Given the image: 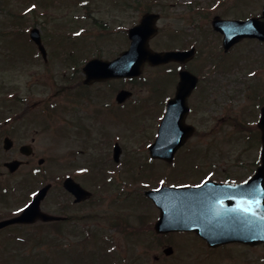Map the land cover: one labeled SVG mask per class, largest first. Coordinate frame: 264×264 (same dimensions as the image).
Listing matches in <instances>:
<instances>
[{"label": "rangeland", "instance_id": "1", "mask_svg": "<svg viewBox=\"0 0 264 264\" xmlns=\"http://www.w3.org/2000/svg\"><path fill=\"white\" fill-rule=\"evenodd\" d=\"M213 1L0 0V97L30 93L33 97L30 102H52L58 97L51 86L54 79H50V75L43 71L42 65L25 61L32 56L26 29L37 22H44L45 27H48L45 31L52 32L64 24L69 25L68 21L63 20L69 18V21L72 20L70 27L77 31L78 40H87L93 45L90 49L113 59L123 48L128 47V28L137 24L150 8L156 12L159 9L164 11V8L167 11L168 18L163 16L158 24L161 27L159 38L164 39L166 26L177 25L176 17L181 18L189 10L206 9V13L209 10L211 15L217 12L212 11ZM225 2L229 4V13L234 17L261 14L264 5V0ZM38 14L41 18L36 19ZM42 16H47V19ZM170 38L169 44L175 41L174 30ZM240 53L245 59L252 56L257 64L258 57L264 56V46L245 43L240 47ZM161 71L147 67L138 80L108 81L105 84L108 90H112L114 97L121 87L136 93L126 108L103 105L102 91L105 87L100 84L88 91L82 89L88 92L82 95L80 101L86 126L84 134L80 135L79 140H70L56 152L57 160L62 161L63 165L58 171L57 180L60 207L51 197L43 203L48 213L54 214L58 209L60 215L71 217V221L62 225L60 240L55 239L54 226L42 223L8 228L0 233V264H264L262 245L244 247L234 244L211 250L192 234H174L170 240L169 237L164 240L157 237L153 228L150 229L157 222L159 212L150 200L143 197V193L163 184L196 182L205 173L203 163L193 155L194 149L181 155L173 167H167L157 160L152 161L148 155L149 143L154 141L157 129L154 89L157 76L165 73ZM162 80H169V76L165 74ZM81 81L83 83V78ZM247 98L246 93H243L240 104L250 110L253 103L251 99L244 102ZM8 108L1 109L0 106V112ZM95 108L96 112L93 110ZM191 141L193 143L195 140ZM116 143L123 149L119 163L112 158ZM245 146L244 142H236L231 146V152L240 154ZM75 150L81 151L78 156L72 154ZM247 153L248 158L252 159L256 149L248 148ZM0 157L3 160L6 158ZM70 175L94 192L90 202L76 206L64 192L60 183ZM21 177L19 174L9 177L7 184L10 187L6 199L0 202V213H17L37 193L39 186L50 181L41 179L29 183ZM33 190L35 192L31 193ZM119 224L125 228L117 229ZM129 226L133 233L128 232ZM137 228L143 230L138 231ZM88 231L93 235L92 240L84 235ZM102 235H106L111 242H101ZM19 237L27 241L17 240ZM58 240L62 246L59 251L55 247ZM170 244L174 254L168 257L163 249ZM155 257L160 258L156 261Z\"/></svg>", "mask_w": 264, "mask_h": 264}, {"label": "flooded vegetation", "instance_id": "2", "mask_svg": "<svg viewBox=\"0 0 264 264\" xmlns=\"http://www.w3.org/2000/svg\"><path fill=\"white\" fill-rule=\"evenodd\" d=\"M225 1H213L212 11L217 10L213 15L209 13V10L206 13V9L195 8V10H189V13L182 15L181 18L176 17L178 24L166 26L164 39L159 38L161 33V27H159L158 33L152 37L151 41L152 48L157 52L184 53L180 61L172 60L168 64L154 67L156 70L165 71L161 76H157L154 89V103L157 108L156 132L162 129L165 133L170 128L181 130L179 124L183 119L184 126L190 130V136L177 150L173 162L194 149L195 159L201 160L205 170L199 178V183L195 185L206 180H212L219 185H240L250 180L254 173L264 165V128L262 125L264 120V56L258 57L256 64L250 55L249 59L247 58L248 61L244 62L247 59L240 53V47L245 43L263 47L264 41L259 38L246 37L234 42L237 40V35L228 32L231 28L224 24L226 22H219V19L245 21V19L256 16L261 21L263 19L258 14L234 17L229 13V4ZM150 12L158 14L159 21L163 19V16L168 18L165 8L164 11L159 9L158 12L150 8ZM42 17L47 19V16ZM68 19L63 20L68 21L69 25L64 24L63 27H57L56 31L52 32L45 31L48 27H45L44 22L36 23L45 52L39 51L38 45L30 39L31 28L26 29L32 56L25 61L29 64L39 62L43 71L50 75V79H54L51 86L54 87V94L58 95L56 100L30 102L33 99L30 93L23 95L16 93L9 97H0L1 109L9 106L8 110L0 112V156L6 157L4 160L0 157V202L7 197L6 193L10 187L7 182L11 176L19 174L24 182L30 181L29 183L49 179L50 181L46 184H50L48 195L41 203L42 210L46 213L48 212L44 209L43 203L50 197L60 207L57 180L58 171L63 165L62 161L57 160L56 152L70 140H79L80 135L84 134L86 126L80 101L82 95L88 92L82 89L88 91L90 88L97 87L98 84L105 87L102 91L104 100L101 103L105 106L109 105V108L112 105L115 108L125 107L136 95L132 91L133 97L119 104L115 102L117 95L114 97L112 90H108L105 85L107 82L85 85L83 80L82 83L81 79L85 78L83 68L86 62L96 58L101 60L109 58L90 49L93 45L87 40H78L77 31L70 27L72 20ZM215 24L224 25L216 26ZM172 30L175 32V41L169 44ZM226 39L230 40L228 44L225 42ZM184 71L188 72L186 75L187 90L180 97V103L173 106L177 120H169L166 123L165 117L169 103L179 94L181 74ZM165 74L169 76V80L160 81ZM122 89L127 88L121 87L119 90ZM243 93H246L248 97L244 102L252 100L253 105L250 110L240 104V97ZM96 108L93 109L94 112ZM247 110L249 114L245 116ZM191 140L195 141L192 143ZM236 142L246 143V148L240 154L231 152V146ZM253 147L256 153L252 155V159H249L247 149ZM80 152L75 150L72 154L78 156ZM12 161L17 162V167L11 171L8 164ZM162 162L165 165L169 163L168 161ZM85 171L88 172V168ZM75 181L78 182L76 179ZM62 182L60 184L64 192L72 198L74 205L82 206L92 200L93 197L82 203H75L74 194L69 193L65 189L64 180ZM43 186H39L38 190ZM82 186L87 189L84 184ZM34 192V190L31 191V193ZM32 199L30 198L26 205ZM52 215L64 217V219L50 223L39 220L33 225L40 223L53 225L56 228V236L60 238L62 225L70 223L71 217L60 215L58 209ZM169 235L171 233L162 235V237L166 240L165 237Z\"/></svg>", "mask_w": 264, "mask_h": 264}, {"label": "water", "instance_id": "3", "mask_svg": "<svg viewBox=\"0 0 264 264\" xmlns=\"http://www.w3.org/2000/svg\"><path fill=\"white\" fill-rule=\"evenodd\" d=\"M256 22L248 20L244 23H230L233 30L228 32L242 35V37L247 35L264 39V28L258 27ZM154 33H156V29L153 27L150 14H148L138 27L131 30L130 38L133 42L128 52L113 62L98 60L89 62L85 69L88 74L87 82L108 78L138 77L147 62L155 65L167 63L175 58L173 53L157 54L149 48V38ZM170 114V117H173V113ZM163 133L162 131V137L159 136L152 148L154 156L161 155V144L165 145L168 142L166 132ZM178 134L181 139L177 142L176 147L186 138L184 133ZM176 147L171 151L167 150V155L171 156ZM163 155H165L164 150ZM66 187L80 199L85 194H89L71 179L66 181ZM210 188L206 184L199 188L173 189L167 187L157 192H149L148 195L158 203L162 210L161 218L156 225L157 232L192 230L205 238L211 247L234 241L253 246L264 244V167L258 170L249 183L231 191L230 196L237 200L230 208L209 207L208 204L213 195H210L206 190ZM46 192L47 188L41 190L38 197L23 214L17 219L0 223V228L9 223H29L39 218L44 221L57 219L40 212L39 203L46 196ZM205 202L207 205L204 204ZM167 253L170 254V251L168 250Z\"/></svg>", "mask_w": 264, "mask_h": 264}]
</instances>
